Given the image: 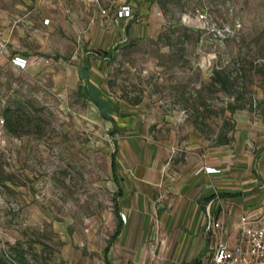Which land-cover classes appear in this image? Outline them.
Instances as JSON below:
<instances>
[{"label": "rangeland", "instance_id": "374dc122", "mask_svg": "<svg viewBox=\"0 0 264 264\" xmlns=\"http://www.w3.org/2000/svg\"><path fill=\"white\" fill-rule=\"evenodd\" d=\"M180 6L159 35L103 51L36 29L40 16L62 20L60 0H0V264H107L113 154L222 143L243 109L264 121V0ZM95 99L133 124L116 126Z\"/></svg>", "mask_w": 264, "mask_h": 264}, {"label": "crops", "instance_id": "0c3cea01", "mask_svg": "<svg viewBox=\"0 0 264 264\" xmlns=\"http://www.w3.org/2000/svg\"><path fill=\"white\" fill-rule=\"evenodd\" d=\"M60 2L68 10L62 20L52 13L40 16L36 29L84 34L94 50L108 51L159 35L180 16V4L189 0H99L109 12L128 4L130 19L105 17L88 0ZM43 18L49 22L43 24ZM85 90L96 93L90 85ZM107 111L116 126L134 122L132 115H114L109 106ZM233 118L235 130L222 143L209 144L193 136L171 147L169 139L163 153H120L115 158L118 192L115 229L106 252L109 264H203L213 242L206 230L210 215L232 235L242 214L264 213V121L244 109ZM205 167L217 171L207 173Z\"/></svg>", "mask_w": 264, "mask_h": 264}, {"label": "built area", "instance_id": "2783aa9c", "mask_svg": "<svg viewBox=\"0 0 264 264\" xmlns=\"http://www.w3.org/2000/svg\"><path fill=\"white\" fill-rule=\"evenodd\" d=\"M88 1L93 2L98 7L100 14L105 17L130 19L133 16L132 9L128 4H121L109 12V9L100 7L99 0ZM195 14L199 20L206 21L207 12L203 9H195ZM48 22L49 18L43 19V24ZM11 63L15 67L23 69L28 61L21 55H14L11 58ZM204 170L207 173L217 171L213 167H205ZM120 219L124 221L125 214L121 213ZM206 230L212 234L213 242L209 257L203 264H264V213L257 214L253 211L242 214L238 219V227L232 235L228 233L227 227L219 219L210 215Z\"/></svg>", "mask_w": 264, "mask_h": 264}, {"label": "trees", "instance_id": "16d2710c", "mask_svg": "<svg viewBox=\"0 0 264 264\" xmlns=\"http://www.w3.org/2000/svg\"><path fill=\"white\" fill-rule=\"evenodd\" d=\"M88 93H90V91H87V94H88ZM95 102L97 103V105H98L100 111H102V112H107V110H108L107 105H106V106H105V105H102V104L100 103V100H97V99H95ZM112 166H113V169H114V166H115V155H114V154L112 155ZM106 262H107V264H109L108 261H106Z\"/></svg>", "mask_w": 264, "mask_h": 264}]
</instances>
